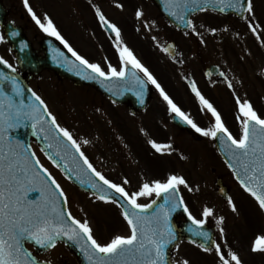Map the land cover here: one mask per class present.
Masks as SVG:
<instances>
[{"label":"snow or ice","instance_id":"obj_1","mask_svg":"<svg viewBox=\"0 0 264 264\" xmlns=\"http://www.w3.org/2000/svg\"><path fill=\"white\" fill-rule=\"evenodd\" d=\"M24 5L40 29L59 40L75 58L74 61H69L64 57L63 61H60L53 57L57 62L67 64L69 71H75L76 75L85 80H98L110 92L113 88L109 85H123L126 90L138 89L137 95L141 103L147 84L154 85L174 118L178 117L201 136L218 141L220 150L228 156V167L233 170L241 188L254 198L259 209L264 211V116L258 113L251 101L236 96L239 112L237 120L240 127L237 136L228 128L221 113L204 97L195 82H191L192 91L199 99L202 110L210 113L213 118L210 126L201 127L174 102L152 72L123 42L121 29L109 21L98 6L93 5L95 15L102 25L115 34L119 67L111 62H107L106 67L101 63L91 62L61 35L47 14L38 16L29 5V0H24ZM205 5L213 6L214 10L220 12L232 10L247 23L254 35L258 38L264 35L257 32L259 25L254 24L253 0H166V10L169 14L193 32H196V26L191 19H185V16L188 12L207 11ZM116 7L122 9L124 5L117 3ZM143 16V10L138 8L135 17L141 19ZM210 31L215 33L217 29L211 28ZM8 34L13 37L18 35L16 31ZM187 34L185 32V35ZM196 34L200 35L199 32ZM4 39L5 35L0 33V42ZM24 47L22 44L21 50ZM261 47H264V40H261ZM171 48L172 46L163 47L162 51L168 53ZM55 51L59 52L58 49ZM0 64L10 69L11 73L17 72V68L2 56ZM138 72L143 73L146 80L142 79ZM220 75L224 76L227 87L232 89V81L228 80L224 73ZM129 77L132 79L129 80ZM9 85L11 94L5 90ZM24 91L16 75L0 71V264H43L26 247V243L30 242L33 247L49 250L54 249L62 238L74 243L88 264H173L168 249L169 245L179 248L177 232L172 224V214L178 209H182L191 221L187 231L192 237L202 238L203 242L191 239V244L204 253L214 251L217 264H243L239 253L228 247L226 240L222 247L209 232L203 230L208 218L214 215V209L205 205L201 212L202 218H197L186 203L181 194V187L189 193H194L200 190L198 185H190L181 174L169 173L163 180L145 181L137 191L129 192L124 186L129 183L127 179L123 184L115 183L94 167L82 150V145H88L91 141H78L67 127L57 121L56 116L48 110L45 101L35 91L28 90L33 99L26 103ZM20 128H30L33 136L42 135L44 143L40 150L53 165H62L69 179L74 177L86 190H91V195L96 200L106 204H118L121 208L120 214L127 224L128 234L117 233L107 242H101L96 238L88 219L81 220L73 216L72 212L67 210L69 198L61 184L41 163L36 153L31 151V145L15 137V130ZM148 143L156 153L162 155H170L174 151L170 143H158L152 139ZM181 158L186 159L183 156ZM109 190H113L120 199L111 195ZM34 192L38 193V196L30 199L29 194ZM153 196L155 199H151L149 203L139 202L141 197ZM160 198H163V203L158 204ZM226 200L232 212L238 214L233 198L227 196ZM154 206L155 210L148 214V210ZM223 222L224 217L220 216L217 223ZM219 231L221 235L225 233L223 227H220ZM209 242L212 246H209ZM250 251L264 253V232L255 236ZM179 264H190V261L184 259Z\"/></svg>","mask_w":264,"mask_h":264},{"label":"flooded vegetation","instance_id":"obj_2","mask_svg":"<svg viewBox=\"0 0 264 264\" xmlns=\"http://www.w3.org/2000/svg\"><path fill=\"white\" fill-rule=\"evenodd\" d=\"M23 1L2 0L6 19L13 21L17 26H21L26 32L30 18L25 13L27 8ZM117 3L123 4L124 7L122 9L116 7ZM253 3L255 8L254 24L261 25V23L263 24L264 0H253ZM93 5L98 6L108 20L121 29L123 42L132 49L136 57L152 72L174 102L186 113H188L189 107L198 108L202 106L192 91L191 82L193 81L204 97L215 106H235L237 105L236 96L248 99L254 107L263 106L262 92L260 91L257 95L258 88L255 84L257 81L261 85L264 84L263 61L258 67L260 71L257 70L258 68L255 69L254 76L251 77L246 70L236 72L225 67L221 58L215 60H205L204 58L203 42L205 37H212L215 42L223 41L228 45L231 43L229 35L210 31L211 28L218 29L220 23L229 25V31L233 33L230 35L235 38V42L237 41L236 43L241 49V51H234L239 57V60L235 61L236 64H241L244 68L249 62L252 63L250 65H254L258 57L264 56L258 45H256L258 48H254L251 44L261 42L264 40V36L261 35L258 38L254 35L247 27V23L235 14L225 15L215 11L192 13L187 19H191L195 24L196 32L200 33L198 36L190 28L182 29L170 24L158 10L154 0H70L68 5L60 7L64 14V19L61 21L54 19V9L52 8L48 16H51L61 35L91 62L101 63L105 67L107 62L119 67V57L114 42L115 34L100 23L99 18L95 15ZM36 8L38 13L39 8L44 10L42 8L45 6L39 3ZM138 8L144 12L141 19L135 17V11ZM44 11L47 12V10ZM211 14L229 18L230 21L227 24L224 20L210 18L212 21H209L208 16ZM242 31L246 33L240 34ZM156 32H164L158 47L156 40L153 39L156 37ZM185 32L188 34L185 35ZM257 32L263 33V30L258 27ZM37 35L39 33L32 38ZM45 35L48 34L40 29L39 39ZM247 36H250V40H247ZM167 43H173V48L168 53L162 51ZM32 44L36 46L37 41ZM226 47L228 46L225 45L224 53ZM225 56L230 60L229 53ZM211 64H217L228 80L232 81V89L227 87L224 76L218 75L217 72L206 73L207 67ZM23 74L26 75V73ZM137 74L146 80L143 73L138 72ZM39 75L32 76L29 79V85L44 99L39 87L33 84V80ZM131 79L129 77V80ZM67 81L73 88L83 90L86 96L85 110L77 114H67L66 117L53 109L51 112L56 116L57 121L63 127H67L77 139H79V135L71 121L83 123V139H88L92 144L90 146L85 145L86 148L82 145V150L95 166L98 163L103 166L109 165L111 173L107 174L109 176L107 177L113 182L123 184V181L127 179L129 183L124 186L129 192L137 191V177L143 176L147 179H153L155 164L159 165V171L165 172L171 160L170 156V160L165 157L168 154L160 156V153H156L148 143L150 139L156 140L158 143L172 144L170 140L167 141L172 139L171 128L175 129L176 137L174 138H176L175 142L178 146L174 145V147L178 149L181 148V145H187L184 141L189 138L195 143L209 139L201 136L192 128L187 131L176 127L171 121L173 114L168 111L166 102L159 95L155 86L150 83L146 87L149 99L143 109H137L135 106L136 95L130 90L124 91L123 85L117 86V90L113 94L116 97L114 99L91 84L76 85L73 81ZM44 101L46 100L44 99ZM155 111L159 112L157 116H155ZM224 114L225 112L223 116ZM154 116L160 123H156L153 119ZM159 117L168 123L161 121ZM226 125L230 129V124L226 123ZM160 136H163L162 140H160ZM210 141L213 140L210 139ZM105 148L109 151H104ZM133 167L138 170V175H135ZM113 169H117V171ZM112 172H116L118 177L114 176ZM28 247L33 250L31 246ZM193 247L197 248L195 245ZM197 249L204 253L201 249ZM249 252L250 257L257 255L250 249ZM211 253L214 254V261L217 264L215 252ZM186 254L185 250V257ZM37 256L41 257L42 254H37ZM246 261V258L243 259L244 264H247ZM251 264L262 263L255 258Z\"/></svg>","mask_w":264,"mask_h":264},{"label":"rangeland","instance_id":"obj_3","mask_svg":"<svg viewBox=\"0 0 264 264\" xmlns=\"http://www.w3.org/2000/svg\"><path fill=\"white\" fill-rule=\"evenodd\" d=\"M30 6L33 11L36 12L35 8L38 7L39 3H42L47 10H40L39 8L38 16L43 17L45 14H49L51 9H54V19L63 20L64 14L60 7H64L70 3V0H29ZM37 9V8H36ZM28 12V11H27ZM40 14V15H39ZM51 18V16H49ZM32 18V17H31ZM218 19L221 21H225L227 24L230 19L224 18L222 16H213L209 15V21L211 19ZM263 24L259 25L261 30L264 33V12H263ZM35 21L32 19V22L28 24V29L26 33L29 34V37H33L37 34V30L35 28ZM227 28V30H225ZM217 32L220 34L229 35L230 42L229 45L223 41L215 42L212 37H205L203 42V51L205 60H215L222 59L224 66L227 68H231L236 72H242L246 70L251 77L254 76V71L257 69L261 62L262 67L264 68V56L258 57L256 63L254 65L251 62L246 64L245 67L241 64H236L235 61L239 60L237 54L234 51H241L240 47L237 45V41L235 42V38L232 37L229 32V25H223L220 23L218 26ZM1 33V32H0ZM245 31H242L240 34H245ZM162 35L164 32H156V46L158 47L162 39ZM264 36V35H263ZM39 35L34 37V41H38ZM247 40H250V36H247ZM254 48H258V45L261 49V52L264 55V47H261V42L259 43H251ZM226 47L224 53V47ZM232 45L234 46L232 47ZM0 46H4V41L0 42ZM158 49V48H157ZM2 51V56L9 61V63H14V57L12 53L9 52L8 48H0ZM230 54V60H228L225 54ZM260 71V68L257 69ZM33 84L39 87V91L42 93L44 99L47 101L49 107L53 109L57 113H61L65 115V117L72 114L80 113L84 108V101H86V96L81 89L73 88L72 85L66 80H58L54 74L51 72H42L35 80H33ZM257 90V95L259 92H262V99L264 100V84L261 85L258 81L255 83ZM80 103V104H79ZM215 106V105H214ZM153 107L155 105L153 104ZM216 109L221 113L225 123L230 124V130L234 135L239 136L240 127L239 122L237 120V116L239 115L238 106H215ZM55 108V109H54ZM261 116H264V103L263 106L254 107ZM225 112L224 116L223 113ZM159 112L155 111V116H157ZM188 114L191 118L196 121L201 127L210 126L213 122V118L211 114L202 110V106L189 107ZM155 116L153 119L156 123H160L159 120H156ZM161 120V118L159 117ZM165 123H168L165 120H161ZM74 123V128L76 129L79 140L83 139V123L78 121H71ZM158 127V125H157ZM172 135V139H168L175 146H178L176 141L175 129H170ZM163 139V136H160V140ZM187 145L182 146L179 150V154L182 157H186V159H181L177 154L171 152L170 156L172 159L164 171H159V165L154 167L155 175L152 177H156L157 179L163 180L167 174L169 173H177L185 176V178L189 181L190 185L199 186V191L194 193H189L186 189L181 187V194L185 197V201L188 204L190 210L193 215L197 218H202L201 212L205 205L208 207H212L214 209V215L208 218L209 222H215L217 224L218 232L216 235V242L220 243L222 247H224L225 240L227 241V246L231 247L233 250L237 251L241 257V259H247L246 263L251 264L253 260L256 258L262 264L264 263V253H257V255H251L249 249L251 248L252 241L254 240L257 234L264 232V213L259 209L257 202L247 195L244 194V191L240 188V186L235 182L232 177V174L219 158H216L214 153L210 150L212 149L209 146L210 140L202 141L198 143L192 142L190 139L184 141ZM92 143L86 145L90 146ZM84 148L85 145H83ZM33 149L36 155L39 157V160L45 167L49 169L52 173V176L61 184L65 193L69 198V209L72 212L73 216L78 219H88L91 223L94 234L98 240L101 242H107L114 234H128L129 230L126 222L123 220L120 210L116 204L104 203L102 201H98L89 193H85L80 191L74 185H72L59 170H57L50 162L45 158V156L39 152L38 147L33 146ZM174 151L176 150L173 148ZM104 151H109V149H104ZM160 157V156H156ZM102 170L107 173H111V169L109 165L103 166L102 164H97ZM214 167V171L210 170V167ZM117 171V169H113ZM137 169H134L136 171ZM99 171V170H98ZM103 173V171H100ZM114 176L118 177L116 172H112ZM104 174V173H103ZM137 175V174H136ZM219 175L222 177L225 184L229 186L230 196L233 198V201L236 203L238 208V214L233 213L230 206L227 204V201H224L220 198L215 192V177ZM138 179V187L145 182L149 181L147 178L140 176ZM151 181V180H150ZM150 198L141 197L139 198L140 203H148ZM220 216L224 217L223 224H218L217 220ZM223 227L225 229V233L221 235L219 229ZM186 250V257L184 256V252ZM226 250V249H225ZM174 255L177 260V264L184 259H188L190 264H216L214 261V254L212 253H202L197 248L187 244H179V248L175 250ZM41 258L44 260L50 261L53 264H78L77 259L70 252V250L64 246L61 242L57 243V246L54 249H50L44 254H42ZM209 259V261H208ZM244 264V262H243Z\"/></svg>","mask_w":264,"mask_h":264},{"label":"water","instance_id":"obj_4","mask_svg":"<svg viewBox=\"0 0 264 264\" xmlns=\"http://www.w3.org/2000/svg\"><path fill=\"white\" fill-rule=\"evenodd\" d=\"M160 6V5H159ZM208 8H213V6L205 5ZM191 7V5H190ZM163 10L166 12V8L162 7ZM230 11L226 10L225 12ZM3 19V9L0 5V24ZM1 28L5 32L6 40L10 43L11 49L15 52V56L17 59V62L22 70H27L29 73H38L42 71L43 69H51L53 70L59 78H70L74 80L76 83L83 84L87 82V80L83 79L81 76L76 75L75 71H69L68 66L65 63H59L57 60H54L53 57H57L58 60L63 61L64 57H67L69 61H74L72 57H70L54 40L52 39H46L41 43V49L43 50L44 54L42 56H37L36 52L33 51L30 47V43L26 40L24 34L21 32L20 29L14 28L11 23L1 24ZM11 31H16L18 33L17 36L13 37L9 35ZM25 45L23 50H21V45ZM56 49L59 50V52L55 51ZM62 53L63 55L60 56L59 54ZM0 71L8 72L12 75H16L18 81L21 83L22 87L25 89L24 91V98L25 102L29 103L31 102V93L28 91L30 88L27 86L26 79H24L22 76H20L18 73H11L10 69H7L5 65L0 64ZM100 83V82H99ZM7 92L11 94V87L10 85L5 88ZM140 98V97H139ZM14 135L17 139H20L24 141L25 144H29V137L33 136L30 128H20L15 130ZM37 143L39 144L40 148L43 147V139L41 136H33ZM67 142V141H66ZM217 148L219 152L221 153L223 159L228 164V156L225 155L223 151L220 150L219 143L216 141ZM65 175L67 176L65 170L63 169V166L60 167ZM233 172V170L231 169ZM234 175V173H233ZM68 177V176H67ZM235 177V175H234ZM236 179V177H235ZM75 184H77L81 189L86 190V187L81 185L74 177L71 179ZM237 180V179H236ZM238 181V180H237ZM106 187V186H105ZM91 191V190H88ZM110 194L113 196H116L117 199H120L117 194L114 193L113 190H109ZM219 192L222 194V190H219ZM38 196V193H30L29 198H35ZM123 203V201H120ZM163 203V198H160L158 200V204ZM155 207L153 209L148 210V214H150L152 211L155 210ZM182 209H178L176 212L172 214V224L176 229L177 232V242L181 240L182 238L186 239H197L198 242H203L202 238L200 237H192L191 233L187 231V228L189 225H191V221L186 220L185 222H177L176 218L182 213ZM195 227V226H193ZM204 231L209 232V234L212 236L211 229L204 226ZM63 240L70 248L71 250L78 256L80 264H88L87 260L84 258L83 254L80 252L79 248L72 242L67 241L66 238H62ZM211 242H209L210 245ZM174 245H169V258H170V251ZM46 264V263H43Z\"/></svg>","mask_w":264,"mask_h":264}]
</instances>
